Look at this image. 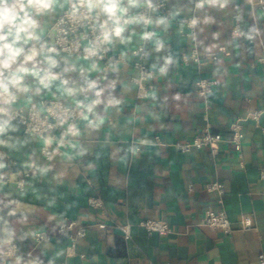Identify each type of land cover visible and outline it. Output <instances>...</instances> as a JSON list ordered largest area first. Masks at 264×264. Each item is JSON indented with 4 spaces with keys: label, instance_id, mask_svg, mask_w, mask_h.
Masks as SVG:
<instances>
[{
    "label": "crops",
    "instance_id": "0c3cea01",
    "mask_svg": "<svg viewBox=\"0 0 264 264\" xmlns=\"http://www.w3.org/2000/svg\"><path fill=\"white\" fill-rule=\"evenodd\" d=\"M198 3L168 0L167 6L176 20L193 14L202 17L196 43L202 53L218 51L217 61L201 67L183 61L182 53H189L194 46L183 23L171 22L167 31L150 25V32L163 39L165 49L157 54L151 41L149 63L156 65V76L155 89L148 98L137 99L136 86L130 80L135 72L129 63L115 71H91L89 79L106 75L107 80L118 81L114 91H105L104 103L96 108L106 117L104 123L97 130L79 120L82 132L76 148H61L59 154L52 153V159L41 155L38 137L25 134L21 124L12 122L16 130L8 135L15 147L0 148L18 161L9 172L13 179L25 171L30 176L21 192L14 184L0 185L1 259L8 245L16 243L19 253L7 260L10 264H17L18 259L20 264H260L259 255H264V180L258 167L264 164V115L259 122H244L241 155L226 141L216 156L206 149L182 153L155 141L157 134L164 141L190 140L207 124L228 138L232 121L264 109V65L255 63L264 44V13L254 12L245 0H230L224 9L207 2L198 8ZM56 18H49L47 30ZM236 23L240 35L233 38ZM253 24L259 36L249 31ZM131 28L136 33L132 43L113 47L128 58L144 33L141 24ZM62 54L77 66L76 72L64 73L72 87L79 66L88 67L91 62ZM167 56L173 62L167 74L161 75L159 68ZM64 66L61 63L54 71ZM199 77L217 80L208 103L195 91ZM28 82L32 83L30 78ZM105 83L102 80L100 87ZM78 84L84 86L82 80ZM41 98L75 105L84 100V94L62 97L54 85L51 91L32 95L30 100L21 97L16 106L28 109ZM95 98L89 95V99ZM110 98L120 103L105 109ZM2 164L0 173L8 169ZM39 167L48 170L41 173ZM214 181L224 186L222 203L218 194L206 187ZM92 196L103 200V208L89 205ZM221 209L234 223L230 234L205 224L208 210ZM13 210L15 215H10ZM246 215L252 218L253 227L243 229L239 221ZM65 218L88 227L87 235L73 249L60 237L35 244V232H54ZM146 219L166 221L171 231L148 234L138 224ZM101 222L107 225L105 229L98 227ZM126 224H131L129 239L119 228Z\"/></svg>",
    "mask_w": 264,
    "mask_h": 264
},
{
    "label": "clouds",
    "instance_id": "9594fccd",
    "mask_svg": "<svg viewBox=\"0 0 264 264\" xmlns=\"http://www.w3.org/2000/svg\"><path fill=\"white\" fill-rule=\"evenodd\" d=\"M205 2L224 9L230 0H199L197 7L202 8ZM142 5L153 12L159 7L153 4V0H0V147H15L13 138L8 134L16 130L11 122L14 118L12 111L20 98L30 100L32 95L51 91L54 85L60 96L74 98L84 94V100H78L74 107L64 108L63 113L56 115V127L61 132L59 137L43 136L45 148L51 149L53 154H59L61 148L75 149L77 138L82 132L80 124L76 122L77 118L86 127L98 130L106 117L99 114L96 108L104 103L102 97L105 91H114L118 81L107 80L106 75L89 79V73L101 71L98 61L103 59L104 53L109 50L108 46L132 43L136 33L131 26H163L167 31L166 18L153 20L143 13L133 12V9ZM57 16H60L59 23L66 25L63 30L65 37L70 30L74 34L78 32L79 38L87 41L86 45H77L76 48L79 51L82 47L83 58L91 62L88 67L79 66L78 80H82L84 86H79L78 80L72 81L74 86H68L69 79L64 78V73L76 72L77 66L69 63V57L62 54L68 51L67 48L50 45L45 38L49 18ZM195 25L196 21L193 20L191 26ZM142 38L154 40V51L157 54L165 49L163 39L155 37L152 32L143 33ZM150 54L145 53L146 56ZM163 60L164 64L160 66L159 72L166 75L173 61L170 56L163 57ZM61 63L65 66L58 72L54 71L60 68ZM29 78L32 83L28 82ZM102 80L107 81L103 88L100 87ZM89 95L96 98L89 99ZM119 103V100L110 98L105 109ZM32 166L35 167V164ZM3 167L0 163V168ZM47 170V167L38 168L41 173ZM9 214L15 215V210ZM17 264H20L19 259Z\"/></svg>",
    "mask_w": 264,
    "mask_h": 264
},
{
    "label": "built area",
    "instance_id": "2783aa9c",
    "mask_svg": "<svg viewBox=\"0 0 264 264\" xmlns=\"http://www.w3.org/2000/svg\"><path fill=\"white\" fill-rule=\"evenodd\" d=\"M250 4L254 12L261 11L264 13V0H245ZM168 0H154L153 4L159 5L156 11L147 9L145 5L138 7L135 13H143L146 16H150L152 19L155 17L166 18L168 24L174 21H179L185 26L186 32L194 40V46L189 53L183 52L182 59L184 62L192 61L198 66H204L215 62L219 59L218 51H210L202 53L196 43L198 35V28L202 24V17L199 14H193L190 16H183L176 20L173 12L167 6ZM62 16V13L60 14ZM60 16H57L56 20L50 25L46 32V39L50 45L55 44L57 48H67L65 54H71L76 58H83V48L76 51L77 45H86L87 41L79 38V34L73 33L69 30L68 35L65 37L63 30L66 25L59 23ZM196 21V25L193 27L192 22ZM145 32H150V25L144 26ZM71 28V26H68ZM86 31V29H85ZM249 31L256 33L259 36L258 29L255 24L249 26ZM240 35V26L236 23L231 31L233 38H238ZM152 40H145L142 38L141 42L132 50L131 57L128 58L125 54L119 51H115L113 46H108L109 50L104 53L103 59L98 61L99 67L104 72H110L113 69H117L120 66L129 63L135 72L131 76V82L136 86L137 99H146L149 97L151 92L155 89L154 78L156 76L155 69L149 63ZM96 59L95 57L93 58ZM85 60V59H84ZM255 63L264 65V44H262V50ZM217 85V80L210 77H199L195 81V91L204 99L206 103L210 96L214 93ZM63 99L56 98H41L36 106L29 107L28 109L23 106H16L13 108L12 115L13 119L11 122H18L22 125L24 133L28 135H34L41 140L40 152L41 155L49 159L52 156L51 149H46L42 142L43 136H55L58 137V131L60 128L56 127V115L63 113L64 108L74 107ZM264 115V109L259 108L249 112L245 117L238 118L231 122L229 125L230 136L226 138L220 132H214L210 124H207L205 128L194 136L190 140H173L164 141L160 134L155 135V141L159 145L170 146L172 145L182 153L190 152L191 150H208L211 155L216 156L220 151L221 144L226 141L232 150L237 152L239 155L242 153L243 145L245 142V130L244 122L252 120L259 122ZM7 118V117H5ZM46 118V119H45ZM79 119L77 118V123ZM0 162L5 163L8 167L6 172L0 173V185L14 184L16 190L24 191L27 179L30 176L29 171L22 172V174L13 179L9 174L10 170L18 166V161L13 158L8 151L0 148ZM259 177L264 180V164L258 167ZM207 189L215 191L218 194L219 202L222 203L223 194L225 192L224 186L219 181L210 182L207 184ZM89 205L94 209L103 208L104 202L99 196H92L88 199ZM144 227L148 234L155 232H170V225L163 220L158 219H146L138 223ZM205 224L216 230H220L226 234H230L233 231L234 223L230 219L228 213L221 209L218 211L208 210L205 216ZM240 226L243 229L253 227V220L250 216H242L239 221ZM99 228L105 229L107 225L103 222L97 224ZM126 239L131 237V224L122 225L119 227ZM88 227L85 225H78L77 221L70 218H65L54 232L48 230H39L34 234V242L39 245L43 242L51 241L55 238H65L68 241L69 249H73L76 244L87 235ZM19 253L18 246L16 243L8 245L7 249L0 258V264H10L8 259H11L14 255ZM260 264H264V255H259Z\"/></svg>",
    "mask_w": 264,
    "mask_h": 264
}]
</instances>
